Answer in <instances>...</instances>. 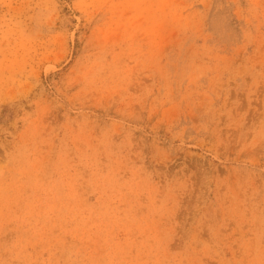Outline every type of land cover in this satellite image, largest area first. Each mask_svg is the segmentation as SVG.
<instances>
[{"label": "rangeland", "instance_id": "rangeland-1", "mask_svg": "<svg viewBox=\"0 0 264 264\" xmlns=\"http://www.w3.org/2000/svg\"><path fill=\"white\" fill-rule=\"evenodd\" d=\"M0 264H264V0H0Z\"/></svg>", "mask_w": 264, "mask_h": 264}]
</instances>
